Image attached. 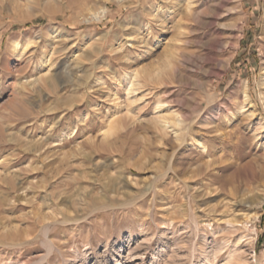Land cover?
Listing matches in <instances>:
<instances>
[{
	"label": "rangeland",
	"instance_id": "rangeland-1",
	"mask_svg": "<svg viewBox=\"0 0 264 264\" xmlns=\"http://www.w3.org/2000/svg\"><path fill=\"white\" fill-rule=\"evenodd\" d=\"M263 217L264 0H0V264H264Z\"/></svg>",
	"mask_w": 264,
	"mask_h": 264
},
{
	"label": "bare ground",
	"instance_id": "bare-ground-1",
	"mask_svg": "<svg viewBox=\"0 0 264 264\" xmlns=\"http://www.w3.org/2000/svg\"><path fill=\"white\" fill-rule=\"evenodd\" d=\"M137 82V81H136ZM135 82V83H136ZM138 85H133V83H129V86H128V89H127V91H128V93L130 94V93H134L137 89L135 88V87H137ZM172 118V117H171ZM166 119H167V117H165V118H162L161 119V125H164L165 126V124H166ZM170 119V118H169ZM171 120H173V119H171ZM200 149H204V147L202 146V145H200ZM263 199L261 198V197H259L257 200L256 199H252L251 200V204H252V206H258V204L260 205V203H261V201H262ZM229 224H233V226L234 225H236V226H234V227H241L242 226V223H237V222H229ZM232 226V227H233Z\"/></svg>",
	"mask_w": 264,
	"mask_h": 264
},
{
	"label": "trees",
	"instance_id": "trees-1",
	"mask_svg": "<svg viewBox=\"0 0 264 264\" xmlns=\"http://www.w3.org/2000/svg\"><path fill=\"white\" fill-rule=\"evenodd\" d=\"M263 218H264V217H263ZM263 218H262V219H263ZM263 237H264V234L262 235L261 239H262Z\"/></svg>",
	"mask_w": 264,
	"mask_h": 264
}]
</instances>
